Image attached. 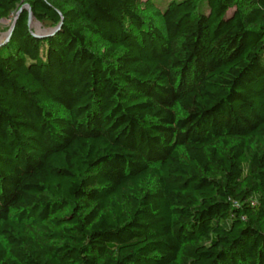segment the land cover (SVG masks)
Returning a JSON list of instances; mask_svg holds the SVG:
<instances>
[{
  "label": "trees",
  "instance_id": "16d2710c",
  "mask_svg": "<svg viewBox=\"0 0 264 264\" xmlns=\"http://www.w3.org/2000/svg\"><path fill=\"white\" fill-rule=\"evenodd\" d=\"M156 1L0 0V264H264V0Z\"/></svg>",
  "mask_w": 264,
  "mask_h": 264
},
{
  "label": "rangeland",
  "instance_id": "374dc122",
  "mask_svg": "<svg viewBox=\"0 0 264 264\" xmlns=\"http://www.w3.org/2000/svg\"><path fill=\"white\" fill-rule=\"evenodd\" d=\"M171 1H180V0H157L155 2V6L158 8L157 10H163L164 7ZM141 3H143V13L146 18H152L154 20V25L158 28L161 26V21L157 17H153V13L155 12L154 10H151L147 6V0H141ZM22 10L27 11V8L25 6H22ZM17 15H11L8 19L6 20H1L0 21V43L5 42L6 37L8 33L10 32L11 28L14 26V22L16 20ZM28 30L30 33H32L35 36H42L47 34L51 28H45L38 22H36L33 18L29 20L27 23Z\"/></svg>",
  "mask_w": 264,
  "mask_h": 264
},
{
  "label": "water",
  "instance_id": "95a60500",
  "mask_svg": "<svg viewBox=\"0 0 264 264\" xmlns=\"http://www.w3.org/2000/svg\"><path fill=\"white\" fill-rule=\"evenodd\" d=\"M25 7L27 8V12H28V14H29V15H28V22H29V20H30L31 18H33V17H32V15H31V13H30L29 8H28L27 6H25ZM22 9H23V8H21L20 11H21ZM20 11H19V12H20ZM28 22H27V23H28ZM59 28H60V24H59L56 28L50 30L47 34L42 35V36H35V35H34V37H36V38H40V39L48 38V37L52 36L54 33H56V32L58 31ZM12 30H13V27L11 28L10 32L8 33L5 42L8 41V39H9L11 33H12Z\"/></svg>",
  "mask_w": 264,
  "mask_h": 264
}]
</instances>
